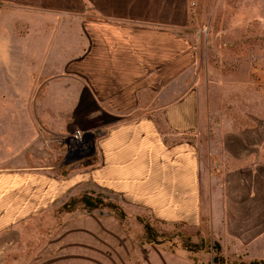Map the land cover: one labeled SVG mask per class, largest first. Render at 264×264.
Segmentation results:
<instances>
[{"label":"rangeland","instance_id":"1","mask_svg":"<svg viewBox=\"0 0 264 264\" xmlns=\"http://www.w3.org/2000/svg\"><path fill=\"white\" fill-rule=\"evenodd\" d=\"M40 30L15 27L12 32L23 36ZM177 30L191 38L196 57L194 90L188 91V69L177 78L182 84L177 86L186 90L177 91L176 99L193 105L192 123L177 126L188 128V134L177 136V143L188 142V151L198 153V160L199 151H219L223 128L233 127L222 123L223 111L232 120V102L241 100L256 102L257 138L263 144L264 0H188ZM13 56L0 58V217L4 212L10 217L0 225V264H107L115 229L137 244L183 251L194 264L255 259L242 243L234 247L225 237H215L216 229L204 215L200 186L194 188L191 220L188 185L176 187L172 198L173 189L162 188L160 196L145 203L129 202L107 188L104 114H92L87 91L64 93L57 100L48 90L50 77L36 74L38 69L29 75L30 61L20 52ZM173 95L164 101L173 102ZM169 112L160 109L162 116ZM241 120L248 127V117ZM169 126L160 125L162 145L173 143L163 133ZM76 130L87 134L78 154L68 150ZM186 163L179 175L188 179ZM243 227L247 220L233 226L229 222V229L240 234L247 231ZM185 243L192 245L191 251ZM215 256L222 263L214 262Z\"/></svg>","mask_w":264,"mask_h":264},{"label":"crops","instance_id":"2","mask_svg":"<svg viewBox=\"0 0 264 264\" xmlns=\"http://www.w3.org/2000/svg\"><path fill=\"white\" fill-rule=\"evenodd\" d=\"M186 12L188 0H0V58L23 53L21 58L30 61L28 74L38 69L36 74L50 77L48 90L57 100L64 93L87 91L92 114H104L105 183L112 192L145 203L160 196L162 188L173 189L172 198L176 187L188 185L192 219L194 188L200 186L215 237L247 246L252 257L264 259V143L258 144L256 102L233 101L232 120L223 111L222 123L233 127L223 128L219 151H199L198 160L188 142L177 143V136L188 134V128L177 126L193 118L192 103L176 99L177 91L186 90L177 86L185 70L188 91L195 85L192 40L177 30ZM33 26L41 28L39 34L12 32ZM171 93L173 102H165ZM161 108H170L169 114L160 115ZM245 117L248 127L241 124ZM161 124L170 125L163 133L173 143L161 144ZM187 160L188 179L179 175ZM3 214L0 225L10 219ZM244 220L245 233L229 229L230 221L233 226ZM113 236L107 264H194L183 251L134 243L119 229Z\"/></svg>","mask_w":264,"mask_h":264},{"label":"built area","instance_id":"3","mask_svg":"<svg viewBox=\"0 0 264 264\" xmlns=\"http://www.w3.org/2000/svg\"><path fill=\"white\" fill-rule=\"evenodd\" d=\"M87 134H80L78 130L74 131L71 140L69 142L68 150H71L74 154H78L83 149L82 141Z\"/></svg>","mask_w":264,"mask_h":264},{"label":"trees","instance_id":"4","mask_svg":"<svg viewBox=\"0 0 264 264\" xmlns=\"http://www.w3.org/2000/svg\"><path fill=\"white\" fill-rule=\"evenodd\" d=\"M191 246L192 245L190 243L183 244V247L185 249H188V251H191L192 250L191 249ZM213 261L214 262H217L218 261V262H221L222 263V258L215 256V257H213ZM236 264H264V259H252V260H250L248 262L239 261Z\"/></svg>","mask_w":264,"mask_h":264}]
</instances>
